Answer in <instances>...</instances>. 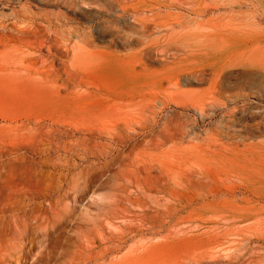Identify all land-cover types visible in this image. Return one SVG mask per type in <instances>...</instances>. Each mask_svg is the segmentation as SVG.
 <instances>
[{"label":"rangeland","instance_id":"1","mask_svg":"<svg viewBox=\"0 0 264 264\" xmlns=\"http://www.w3.org/2000/svg\"><path fill=\"white\" fill-rule=\"evenodd\" d=\"M198 4L0 0V215H59L67 259L264 264V55L200 48Z\"/></svg>","mask_w":264,"mask_h":264},{"label":"bare ground","instance_id":"2","mask_svg":"<svg viewBox=\"0 0 264 264\" xmlns=\"http://www.w3.org/2000/svg\"><path fill=\"white\" fill-rule=\"evenodd\" d=\"M205 4L207 5L204 6ZM198 5L201 8H204L205 10H207V12L212 15L211 19L215 22L214 31L209 36L208 38L209 40L205 42H201L200 48H205V46L206 48L209 47L212 53L216 54L217 56H220V58L223 59L224 62L225 61L227 62V58H230V55L233 53H236L237 55H239L243 61H249L251 64H254L258 61L256 59L257 56H261V54L264 55V0H199ZM200 18H202V16ZM202 38H205V37L203 36L199 37V41L206 40V38L205 39H202ZM243 61H240V62L243 63ZM21 63H24V61ZM241 63L240 65H244ZM148 137L150 138V136ZM164 140L167 141L166 137ZM158 141L160 142V139ZM77 142L81 144H85L86 146H89V144L87 143L88 141L83 142L81 140H78ZM60 145L61 143H58V146ZM141 146L142 145H140V147ZM146 146H147V143H146ZM115 160L116 159H114V161ZM113 167L114 166L112 164V168ZM146 170H147V173L150 175V173L152 172L151 168H146ZM105 172L104 173L102 172V173L106 174ZM157 172L163 173V170L159 169ZM43 185L45 186V184ZM162 189L163 187L160 183H157V184L153 183L150 191L151 190L160 191ZM52 196L53 194H50L46 198V201L49 204L48 209L53 208L54 201L55 200L58 201V198H59V195L56 196L55 199ZM21 203H24V202L22 201ZM22 206H23L22 208L23 211L26 212L27 211L26 204L24 203L23 205H21V207ZM28 212H29L28 213L29 215L28 214L27 215H0V264H26L28 259H30V257L33 256L37 250L39 252V255H37V264H51L52 262H58L61 259H64V262L62 264H104L107 261H108L107 264H117L116 262L117 259H115L117 256H115V252L119 248V243L117 241L118 238H116L114 234L110 235L108 239V245L105 247V249L104 248L99 249V247L96 246L97 244H96L95 239H87L84 243L78 245L77 249L72 250V253L67 259V238H64L65 228L62 224L63 219L59 215H44V213L42 214L41 211H38V209H35V208H31L30 211ZM172 212L174 213L180 212V207L173 206ZM161 218H162V215H161ZM116 225L117 223L111 227H117ZM155 227L156 226H152V229H154ZM40 244L41 246H39Z\"/></svg>","mask_w":264,"mask_h":264}]
</instances>
